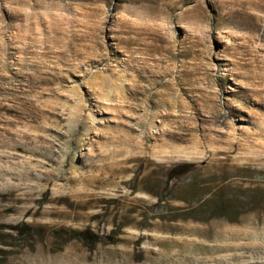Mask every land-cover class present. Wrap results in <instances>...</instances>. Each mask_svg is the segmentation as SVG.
<instances>
[{
	"label": "rangeland",
	"instance_id": "374dc122",
	"mask_svg": "<svg viewBox=\"0 0 264 264\" xmlns=\"http://www.w3.org/2000/svg\"><path fill=\"white\" fill-rule=\"evenodd\" d=\"M0 264H264V0H0Z\"/></svg>",
	"mask_w": 264,
	"mask_h": 264
},
{
	"label": "bare ground",
	"instance_id": "6f19581e",
	"mask_svg": "<svg viewBox=\"0 0 264 264\" xmlns=\"http://www.w3.org/2000/svg\"><path fill=\"white\" fill-rule=\"evenodd\" d=\"M161 13V12H160Z\"/></svg>",
	"mask_w": 264,
	"mask_h": 264
}]
</instances>
